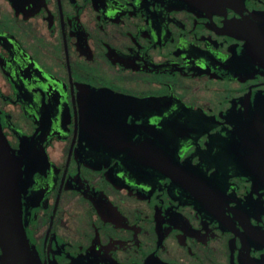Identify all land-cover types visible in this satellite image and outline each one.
Wrapping results in <instances>:
<instances>
[{"label":"flooded vegetation","instance_id":"obj_1","mask_svg":"<svg viewBox=\"0 0 264 264\" xmlns=\"http://www.w3.org/2000/svg\"><path fill=\"white\" fill-rule=\"evenodd\" d=\"M0 138L36 264H264V0H0Z\"/></svg>","mask_w":264,"mask_h":264},{"label":"water","instance_id":"obj_2","mask_svg":"<svg viewBox=\"0 0 264 264\" xmlns=\"http://www.w3.org/2000/svg\"><path fill=\"white\" fill-rule=\"evenodd\" d=\"M12 166L9 164V168L13 169ZM5 179V188L12 185L20 187L22 184L15 176ZM0 248L9 264H36V249L29 240L25 223H22V211L18 206L4 205L0 209Z\"/></svg>","mask_w":264,"mask_h":264},{"label":"bare ground","instance_id":"obj_3","mask_svg":"<svg viewBox=\"0 0 264 264\" xmlns=\"http://www.w3.org/2000/svg\"><path fill=\"white\" fill-rule=\"evenodd\" d=\"M18 183V181L16 180V184Z\"/></svg>","mask_w":264,"mask_h":264}]
</instances>
